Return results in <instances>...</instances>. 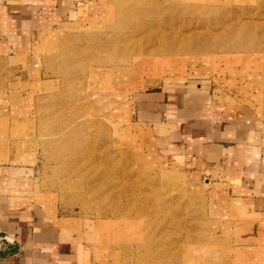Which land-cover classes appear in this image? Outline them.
<instances>
[{"label":"rangeland","instance_id":"1","mask_svg":"<svg viewBox=\"0 0 264 264\" xmlns=\"http://www.w3.org/2000/svg\"><path fill=\"white\" fill-rule=\"evenodd\" d=\"M188 78L264 117V0H87L24 53L0 39V172L26 167L104 264H264V212L135 116L140 93Z\"/></svg>","mask_w":264,"mask_h":264},{"label":"crops","instance_id":"2","mask_svg":"<svg viewBox=\"0 0 264 264\" xmlns=\"http://www.w3.org/2000/svg\"><path fill=\"white\" fill-rule=\"evenodd\" d=\"M87 0H0V39L17 53L80 15ZM32 58V55H31ZM212 83L188 78L148 89L134 102L136 118L177 158L229 184L248 211L264 212V117L221 99ZM209 86V87H208ZM0 172V264H104L84 240L58 224L51 207L29 195V170ZM216 176H214V175ZM242 240L259 244V235ZM96 254V253H95Z\"/></svg>","mask_w":264,"mask_h":264}]
</instances>
